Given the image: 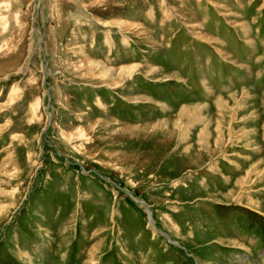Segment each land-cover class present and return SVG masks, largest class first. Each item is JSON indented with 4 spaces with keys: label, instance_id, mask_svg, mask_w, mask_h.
<instances>
[{
    "label": "rangeland",
    "instance_id": "374dc122",
    "mask_svg": "<svg viewBox=\"0 0 264 264\" xmlns=\"http://www.w3.org/2000/svg\"><path fill=\"white\" fill-rule=\"evenodd\" d=\"M0 264H264V0H0Z\"/></svg>",
    "mask_w": 264,
    "mask_h": 264
},
{
    "label": "water",
    "instance_id": "95a60500",
    "mask_svg": "<svg viewBox=\"0 0 264 264\" xmlns=\"http://www.w3.org/2000/svg\"><path fill=\"white\" fill-rule=\"evenodd\" d=\"M138 203H142V204H144L145 205V207L147 208V209H149L148 207H147V205L144 203V202H141V201H137ZM148 215H149V221L151 222V223H153V216H152V212L149 210V212H148Z\"/></svg>",
    "mask_w": 264,
    "mask_h": 264
},
{
    "label": "bare ground",
    "instance_id": "6f19581e",
    "mask_svg": "<svg viewBox=\"0 0 264 264\" xmlns=\"http://www.w3.org/2000/svg\"><path fill=\"white\" fill-rule=\"evenodd\" d=\"M144 205V204H143ZM144 207H145V205H144ZM147 209V208H146Z\"/></svg>",
    "mask_w": 264,
    "mask_h": 264
}]
</instances>
